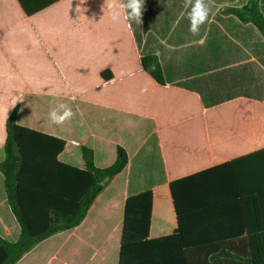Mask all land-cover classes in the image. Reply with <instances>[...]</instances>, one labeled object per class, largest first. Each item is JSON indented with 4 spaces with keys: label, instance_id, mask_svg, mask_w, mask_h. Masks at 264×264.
Returning a JSON list of instances; mask_svg holds the SVG:
<instances>
[{
    "label": "crops",
    "instance_id": "0c3cea01",
    "mask_svg": "<svg viewBox=\"0 0 264 264\" xmlns=\"http://www.w3.org/2000/svg\"><path fill=\"white\" fill-rule=\"evenodd\" d=\"M209 2V22L193 36L184 0H144L141 23L113 22L106 0H0V163L15 109L18 125L66 142L62 163L82 168L83 147L99 167L115 163L118 147L128 158L79 225L16 264H120L127 201L150 190L148 237L128 244L124 259L138 264L147 241L179 227L172 182L264 149V66L246 46L251 58H240L214 26L234 38L236 23L217 17L246 0ZM156 51L163 84L142 65ZM61 103L73 117L57 125L49 112ZM0 236H20L1 173Z\"/></svg>",
    "mask_w": 264,
    "mask_h": 264
},
{
    "label": "trees",
    "instance_id": "16d2710c",
    "mask_svg": "<svg viewBox=\"0 0 264 264\" xmlns=\"http://www.w3.org/2000/svg\"><path fill=\"white\" fill-rule=\"evenodd\" d=\"M227 11L231 15L218 16V21L225 27L233 21L238 28L229 29L232 38L215 24L220 39L241 51L240 58L249 59L246 46L264 66V0H246L243 7ZM151 39L148 36L145 52ZM142 65L165 83L157 56L145 55ZM102 78L109 80L111 74L102 73ZM65 145L58 137L18 125L17 109L8 117L0 173L20 236H0V264H16L40 241L79 225L96 196L127 163L118 147L113 165L96 166L93 150L83 147L85 164L78 168L59 161ZM170 187L179 227L173 235L147 241L150 248L145 257L137 258L138 264H264V149L174 181ZM151 209L150 190L128 199L120 264L128 244L148 237ZM132 223L140 225L135 233H130Z\"/></svg>",
    "mask_w": 264,
    "mask_h": 264
},
{
    "label": "clouds",
    "instance_id": "9594fccd",
    "mask_svg": "<svg viewBox=\"0 0 264 264\" xmlns=\"http://www.w3.org/2000/svg\"><path fill=\"white\" fill-rule=\"evenodd\" d=\"M106 4L113 22H119L123 16L126 21L141 23L144 0H110V2L106 0ZM183 7L188 9L187 18L190 22V33L193 36L199 35L201 26L209 22L211 12L209 0H184ZM155 55L159 56V51H156ZM72 117V109L63 103L49 112V119L57 125L64 124Z\"/></svg>",
    "mask_w": 264,
    "mask_h": 264
}]
</instances>
